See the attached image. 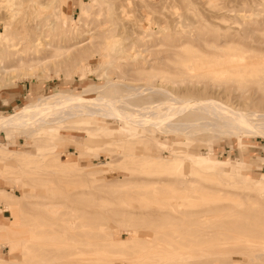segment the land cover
<instances>
[{"label":"rangeland","instance_id":"rangeland-1","mask_svg":"<svg viewBox=\"0 0 264 264\" xmlns=\"http://www.w3.org/2000/svg\"><path fill=\"white\" fill-rule=\"evenodd\" d=\"M4 20L23 39L17 45L23 59L41 61L26 74L14 60L6 64L14 70L0 71V100L22 84L31 90L0 115L62 90L87 89L84 97L98 96L90 88L106 81L103 72L124 79L117 92H110L112 97L138 92L129 100L138 106L166 100L156 91L160 88L180 102L196 99L201 94L174 90L195 86L217 91L219 98L213 97L241 103L243 110L264 112V0H0V32ZM71 33L78 43L69 39ZM229 34L250 48L240 61L221 52L226 48L223 35ZM36 39L59 50L87 41L80 47L82 64L66 63L80 48L59 56L35 53ZM57 125L32 135L27 129L0 130V148L12 150L10 160H0V188L7 195H0V256L7 264H58L73 246H59L56 231L67 228L70 220L86 227L66 235L71 238L81 230L84 241L90 237L99 242L104 251L90 257L101 264H153L156 257L179 258L165 264H264V183L252 185L264 177L263 137L243 132L237 141L233 135L230 140L209 139L199 133L187 140L162 127L139 129L100 116H75ZM134 132L148 140L138 141ZM49 134L60 142L54 152L77 168L63 169L42 155L41 140ZM22 152L33 155L26 167L13 159ZM174 152L234 161L243 182L189 161L163 170L142 164V157L168 159ZM102 164L108 169L89 174ZM13 176L23 183H13ZM130 232L138 238L132 243L111 240H126ZM158 240L161 247L155 246Z\"/></svg>","mask_w":264,"mask_h":264},{"label":"bare ground","instance_id":"bare-ground-1","mask_svg":"<svg viewBox=\"0 0 264 264\" xmlns=\"http://www.w3.org/2000/svg\"><path fill=\"white\" fill-rule=\"evenodd\" d=\"M82 9H83L82 14H83L85 12V9L84 8ZM69 20L73 22L79 21V19H75L74 17H70ZM8 22L4 20L3 31L0 32V71L6 72L9 70H14V68L8 69L6 65L8 62L10 63L14 60L17 63L16 65L17 69L19 68V70H23V74L24 73L26 74L27 73L26 71L32 69V66L35 67V65H38V63H40L41 60L35 58L33 59L34 61L32 63L31 62L29 63L27 62L26 59H23L22 57L23 53L17 47V45H19V43L23 39H19L17 37L14 30H12L13 28L11 29L10 22L9 23ZM61 23L63 24L66 22L61 21ZM68 37L70 40H73V42L75 43L79 42L77 41V37L73 33H71V35ZM222 40L226 48L223 49L221 52L229 53L231 58H237V60L240 61L245 57L244 55H246V53L250 51V48H248L244 44H241L237 40V38H235L234 35L231 34L223 35ZM44 41H45L44 39L41 40L36 39L33 42L32 47L35 53H45L51 51L53 52L52 54L53 56H59L64 52L70 53L71 51H76V50L78 52L81 49L80 47L85 45V43L87 42L86 41L85 43H80L77 45V47L71 46V48L69 49L64 48V50H59L57 47L56 48L52 47L50 45V42L47 43ZM82 51L83 49L79 51V54L78 53L76 54L74 52L75 56L73 54L74 58H72V61L67 60L66 63L70 66H74L79 62L81 63L82 59L80 57L81 56L80 54L83 53ZM70 57H72V54ZM102 76L106 78V81L104 83H101L100 85H95V87L90 88V90H97L98 92H100V95L88 98V97H84L83 95L84 92L87 91V89H84L81 93H73L71 91L62 90L49 94L47 96L35 98L34 100H30L28 103L18 107V109H16L15 112L9 115H0V130H3L6 134H8L10 131L13 130L21 129L22 131H24L27 129L29 130L28 133L32 135L37 131L39 132L40 129L55 130L58 127L57 124L64 121L65 119H70L75 116H92V117L100 116L103 118H111L139 129H146L148 126H153L155 128L162 127L165 132H180L181 134L184 135V137L187 140H189L193 135L199 133L208 134L209 139H211L212 136H217L220 137L221 139L225 138L230 140V136L233 135L236 136L237 141H239L240 135L243 132L255 133L264 138V112H258L256 110H252V111L243 110L241 109L242 108L241 103L238 104V103L228 102L229 100L225 102L226 100L223 101L224 99L222 100L221 98L220 100L218 99L219 98L218 96L220 94L217 91H212V92L205 91V89L200 87L198 88L195 86H191V87L184 86L179 89L175 88L174 89L175 92L180 94L181 93L184 94L196 93L197 95L201 94V96L196 97V99H184L182 102H180L179 101L180 98H177L176 96H173L170 92L160 88V89H156V91L163 92L166 95V100L159 101L157 104L153 102H149V103H144L141 106H138L136 103H131L129 101L134 96L136 97L138 92H136L135 94L124 96L122 98H115L112 97V95H110L113 92H117L116 88L121 86L120 82H122L124 79L119 78V76L110 77V75H108L107 72H103ZM127 82H131V81H127ZM131 84H133V82H131ZM196 84L197 81L195 85ZM197 85L199 86V84ZM127 87L129 88V86ZM153 90L154 89H149V91H153ZM140 94L141 93H139V95ZM213 95H217L218 98H215L216 96L213 97ZM169 102H172V104L169 105ZM134 111L138 112V114L137 115L134 114L133 113ZM59 114L60 117L58 119L47 120L48 117L52 118ZM133 135L135 139L136 138L138 139V141L144 142L146 139L148 140V138L145 135H137L136 133ZM52 136L55 135L49 134L45 137H42L43 138L41 140L43 143L42 147L45 148L46 150V152L42 155L44 156L48 155L57 165H59L63 169L72 168V167L77 168L78 164L67 163L62 160L60 153L54 152V149L57 146H59L60 142L54 141ZM134 138L129 139V141H132ZM9 151L12 150L1 147L0 160L5 162L6 160H10L11 158H8L10 157L8 154ZM31 156L33 155L30 153L22 152L21 157H16L13 159L16 161L17 165L26 167V165L29 164V158H31ZM125 156H129L131 158L134 157L132 153H125ZM134 158L136 159V157ZM141 160H143L142 164L151 165L154 170L155 169L163 170L168 168L169 166L179 167L185 161H189V162L201 164L204 170H211V171L213 170L215 173H224L226 176L236 179V181H238L239 183L243 182L240 180L239 173L238 171H236L234 167L235 165L234 161H230L229 159H222V160L210 159L208 157H201L198 155L182 156L179 154V152H174L173 157L168 159L164 157L159 158V157L149 156V157H142ZM101 166L103 167L98 170L90 171L89 174L95 176L96 174H101V172L104 171L105 169H108V166L105 164H102ZM20 172L26 173L28 171L22 169ZM15 182L19 184L23 183L20 176H13V183ZM261 183H264L263 175L260 178L254 180L252 182V185H258ZM260 188H263V186ZM5 192L6 191L4 189L0 188V195H2L4 198L7 197ZM5 206L6 208H11L10 203H6ZM67 226H68L67 228H62L56 231V233H58V239H59V242L57 244L59 246L72 244L73 249L72 248H71L72 250L69 249L70 252L66 254L65 259H62V257L60 256V259L58 260L59 261L58 264H101L98 263V260L95 257L93 258L90 257L91 254L94 253L101 254L102 251H104V249L102 248L101 244H99V242L90 241L89 240L90 237H88L87 240L84 241L81 238L83 236V232L81 230L77 231L75 234L70 235L71 238H69L66 235L67 230L70 229L72 230L74 228L83 229L84 227H86V223L84 224V222H82L80 224H77L74 220H70L67 223ZM126 233H128V231ZM127 235H130V237L127 238L126 240L114 239V238H112L111 240L113 241L115 240L120 244H126L129 242L132 243L133 241H136L138 239L133 232H130ZM146 242L149 243L150 241L146 240ZM239 243L241 242H238V244ZM83 244L86 246L93 247L92 250L90 251L80 250L79 247ZM155 246L158 247L162 246L159 243V240L158 242H155ZM13 247L14 246H12V249ZM29 250L30 252H34V249L32 248ZM81 255L83 257L79 258L78 260H74L72 258L73 256H81ZM157 255H162V254L157 253ZM178 260L179 258L171 259L164 257H156L153 259V264H165L167 262L178 261ZM0 264H7L6 260L3 259L1 256H0Z\"/></svg>","mask_w":264,"mask_h":264},{"label":"crops","instance_id":"crops-1","mask_svg":"<svg viewBox=\"0 0 264 264\" xmlns=\"http://www.w3.org/2000/svg\"><path fill=\"white\" fill-rule=\"evenodd\" d=\"M25 84H22L20 86V89H15L17 91V93H14L13 95H10L4 99L0 100V110H7L8 108H10L11 105H13V103H16L17 100L20 99L21 95L27 94V93H31V90L28 88H25ZM28 95V94H27Z\"/></svg>","mask_w":264,"mask_h":264}]
</instances>
